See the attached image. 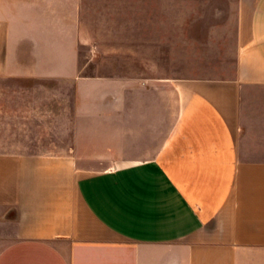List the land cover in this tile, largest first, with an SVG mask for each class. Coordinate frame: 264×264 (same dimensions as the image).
Segmentation results:
<instances>
[{"label":"crops","instance_id":"crops-1","mask_svg":"<svg viewBox=\"0 0 264 264\" xmlns=\"http://www.w3.org/2000/svg\"><path fill=\"white\" fill-rule=\"evenodd\" d=\"M7 6L0 77L35 80ZM235 6L230 77L114 79L59 142L1 97L0 264H264V0Z\"/></svg>","mask_w":264,"mask_h":264},{"label":"rangeland","instance_id":"rangeland-1","mask_svg":"<svg viewBox=\"0 0 264 264\" xmlns=\"http://www.w3.org/2000/svg\"><path fill=\"white\" fill-rule=\"evenodd\" d=\"M6 1L10 19H19L13 45H22L11 60L35 66L39 77H0V99H9V109H28L33 98L42 112L55 108V117L40 119L42 141L54 127L53 139L63 141L70 109L87 103L96 109L97 95L111 99L114 79L224 78L233 72L236 0ZM80 80L88 101L78 96Z\"/></svg>","mask_w":264,"mask_h":264}]
</instances>
